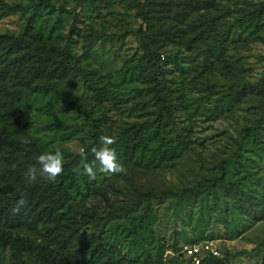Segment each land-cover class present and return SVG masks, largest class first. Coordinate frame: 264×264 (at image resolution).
Instances as JSON below:
<instances>
[{
    "label": "rangeland",
    "instance_id": "obj_1",
    "mask_svg": "<svg viewBox=\"0 0 264 264\" xmlns=\"http://www.w3.org/2000/svg\"><path fill=\"white\" fill-rule=\"evenodd\" d=\"M143 2L0 0V36L27 41L0 45V185L36 188L49 207L33 227L0 226V264H68L71 234L114 264H193L182 249L201 243L226 264H264V89L235 94L264 79V0H154L141 35ZM152 74L169 87L170 114ZM101 135L116 139L126 174L89 180L80 149L92 162ZM8 142L60 150L63 173L28 183L39 165ZM222 163L241 202L219 188L120 211L137 202L133 186L180 193Z\"/></svg>",
    "mask_w": 264,
    "mask_h": 264
},
{
    "label": "trees",
    "instance_id": "obj_2",
    "mask_svg": "<svg viewBox=\"0 0 264 264\" xmlns=\"http://www.w3.org/2000/svg\"><path fill=\"white\" fill-rule=\"evenodd\" d=\"M154 0H144L140 4V10L138 12V17L142 20L140 25L139 33L145 35L146 33V13H148L152 6ZM206 8V7H204ZM202 8V9H204ZM0 45L4 50L11 52L12 50L21 49L27 46V41L24 36H0ZM143 48L147 53H151L155 57V64L159 65L161 63V58L153 50H149L148 46L144 42ZM151 51V52H150ZM150 82L154 83L162 91H165L162 97L163 106L167 109L168 113H171V105L169 101V87L163 79H160L156 74H152L150 77ZM91 83H93L91 81ZM264 89V79H261L256 84H246L242 88H236L235 94L238 98L246 97L249 94H254ZM255 129H247V138L249 139ZM14 150L16 151H26V153L32 154V160L36 163L35 157L40 155V151L30 146L27 149L25 144H20L17 142H8ZM229 174L226 163H222L220 166V175L204 182H200L191 188H186L182 192H172L165 191L161 193H153L151 191H140L133 186V191L136 195L137 202L123 207L120 211H131L139 205L143 200H146L148 205L153 201H161L166 197H173L175 199L181 200L186 199L197 192H212L221 188L224 192L230 194L233 198L240 201L242 191L240 186L230 185L228 182ZM63 196V194H61ZM60 199V198H58ZM46 195L36 188H32L27 191H20L13 186L0 185V226L9 227L10 229H17L26 226H35L42 219V212H38L37 208L42 206V208L47 209ZM241 202V201H240ZM250 211L257 214V210L253 206L248 205ZM37 212V213H36ZM149 213V212H148ZM264 217L256 216V221L261 220ZM69 237L63 240L62 246L67 251V262L68 264H114L113 254L109 251H104V249H99L97 247L87 248L78 242L77 240H70L73 234L68 235ZM195 245V244H193ZM183 255V254H182ZM184 257V256H183ZM192 263V261H190ZM227 258L218 259L216 257H207L201 264H226Z\"/></svg>",
    "mask_w": 264,
    "mask_h": 264
},
{
    "label": "clouds",
    "instance_id": "obj_3",
    "mask_svg": "<svg viewBox=\"0 0 264 264\" xmlns=\"http://www.w3.org/2000/svg\"><path fill=\"white\" fill-rule=\"evenodd\" d=\"M100 146L92 148L94 160L87 162L86 153L83 148L80 149V156L84 159L82 164L83 174H86L89 180H95L97 173L117 175L126 174V168L118 162L115 148L112 147L116 143V139L112 136L101 135L99 137ZM37 167H30L25 173V179L28 183L37 180V175L45 177L49 181H54L64 170V156L60 150L55 152H47L35 157ZM78 174L81 169H75Z\"/></svg>",
    "mask_w": 264,
    "mask_h": 264
},
{
    "label": "built area",
    "instance_id": "obj_4",
    "mask_svg": "<svg viewBox=\"0 0 264 264\" xmlns=\"http://www.w3.org/2000/svg\"><path fill=\"white\" fill-rule=\"evenodd\" d=\"M182 254L186 260L192 261L193 264H201L207 257H218L220 252L217 247L208 243L184 246Z\"/></svg>",
    "mask_w": 264,
    "mask_h": 264
}]
</instances>
